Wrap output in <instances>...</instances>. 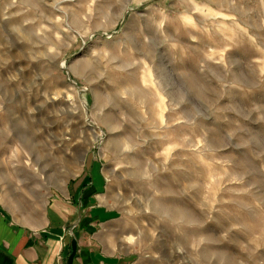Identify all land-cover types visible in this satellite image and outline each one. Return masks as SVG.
Returning a JSON list of instances; mask_svg holds the SVG:
<instances>
[{
  "label": "rangeland",
  "instance_id": "rangeland-1",
  "mask_svg": "<svg viewBox=\"0 0 264 264\" xmlns=\"http://www.w3.org/2000/svg\"><path fill=\"white\" fill-rule=\"evenodd\" d=\"M9 165L92 174L130 264H264V0H0Z\"/></svg>",
  "mask_w": 264,
  "mask_h": 264
},
{
  "label": "crops",
  "instance_id": "crops-1",
  "mask_svg": "<svg viewBox=\"0 0 264 264\" xmlns=\"http://www.w3.org/2000/svg\"><path fill=\"white\" fill-rule=\"evenodd\" d=\"M8 168L0 171V264H130L92 174L44 189L29 177L18 186Z\"/></svg>",
  "mask_w": 264,
  "mask_h": 264
}]
</instances>
